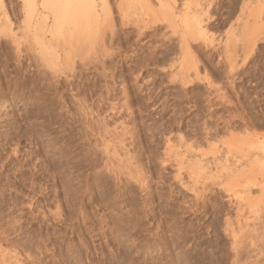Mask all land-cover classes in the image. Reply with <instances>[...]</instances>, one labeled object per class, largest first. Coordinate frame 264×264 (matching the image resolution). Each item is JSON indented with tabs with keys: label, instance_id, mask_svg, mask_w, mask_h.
I'll list each match as a JSON object with an SVG mask.
<instances>
[{
	"label": "rangeland",
	"instance_id": "obj_1",
	"mask_svg": "<svg viewBox=\"0 0 264 264\" xmlns=\"http://www.w3.org/2000/svg\"><path fill=\"white\" fill-rule=\"evenodd\" d=\"M34 1L0 0L1 260L264 264V0H177L189 61L152 0Z\"/></svg>",
	"mask_w": 264,
	"mask_h": 264
},
{
	"label": "bare ground",
	"instance_id": "obj_2",
	"mask_svg": "<svg viewBox=\"0 0 264 264\" xmlns=\"http://www.w3.org/2000/svg\"><path fill=\"white\" fill-rule=\"evenodd\" d=\"M47 1H49V0H42V3H41V5H42V7L44 6V5H46L47 4ZM64 1V0H63ZM66 1H68V5L66 6L65 4H64V6H66L65 7V9H64V11H62V12H60V13H62V15L61 16H63V15H65V17L67 18L68 17V13H71V8H70V6H72V5H70V4H72V3H70L71 1L72 2H76V4L78 3L76 0H66ZM86 1V0H85ZM89 1V0H88ZM136 1V0H135ZM134 1V2H135ZM138 2H139V0H137ZM142 2H143V4H148V5H150L149 3H144V2H150L149 0H141ZM153 2H151V3H156V4H158L159 5V7L161 8V10H162V12H163V19H164V21H167V23H169L173 28H172V30L174 29L175 31H173V33H176L177 34V30H176V28L177 27H180L182 30L181 31H179L178 32V42H179V50H180V52H179V54H180V56L182 57L181 58V60L183 59V60H187V61H189L190 59H193L195 56V51H194V45H196V42L198 43L199 41H204V43H202L201 42V44H204L205 46H207L208 45V47H209V41H208V37H207V33H209V32H207V29L205 28V26L203 25L205 22H204V17L206 16V13H208L207 11L205 12V9H201L202 8V4L204 3H202V4H200V6H201V10H196V12H193V13H195L192 17H189L190 15H192V13H190L191 11H190V8H188L189 6L187 5L186 7H182L183 9H181V10H179V7H178V2H177V0H152ZM204 1V0H203ZM62 2V1H61ZM65 2V1H64ZM64 2H62V3H64ZM81 2V1H80ZM138 2H137V4H138ZM142 2H139V3H141V5H142ZM206 2V1H205ZM30 3L32 4V6H33V8H34V10L36 9V3H37V1H34V0H30ZM198 3V2H197ZM196 3V4H197ZM75 4V6H77ZM205 4V3H204ZM48 5V4H47ZM79 5V4H78ZM81 5V4H80ZM145 5H143V6H145ZM75 6H74V8H73V13H77L78 12V14L80 15H83L84 17H86L87 15H91V7L90 6H92L90 3H88L87 1L82 5V8H81V10H79V11H75ZM96 6V5H95ZM94 6V7H95ZM134 6H135V3H134ZM151 6H152V4H151ZM199 6V5H198ZM197 5H196V7L197 8H199ZM57 7H58V5H57ZM205 7V6H204ZM207 7V6H206ZM49 8V7H48ZM96 8V7H95ZM77 9V8H76ZM62 10V9H61ZM97 10V9H96ZM194 10V11H195ZM208 10V9H207ZM33 11V10H32ZM54 11V10H53ZM97 12V11H96ZM205 12V13H204ZM36 13V12H35ZM95 13V12H94ZM73 15V14H72ZM95 15V14H94ZM97 15H98V13H97ZM96 15V16H97ZM162 15H160V16H162ZM89 16H88V18H89ZM123 16H125V15H123ZM72 17V16H71ZM208 17V16H207ZM206 17V18H207ZM87 18V19H88ZM210 18V17H209ZM124 19V18H123ZM31 20V19H30ZM58 20H59V18H58ZM99 20V19H98ZM48 20H46V22H47ZM126 21V20H125ZM124 21V22H125ZM129 21V20H128ZM128 21H126V22H128ZM156 21V20H155ZM209 21V20H208ZM30 22V21H29ZM56 22V21H55ZM78 21L76 20V22L74 21V20H72V19H63V20H59L58 22H56V24H54V26H52V28H50V32H52V30H61V29H65L64 30V32H65V36H66V29L67 30H71L72 28H75V27H77V25H76V23H77ZM82 22V21H81ZM139 22H141V20L139 21ZM142 22H144V21H142ZM141 22V23H142ZM178 22H180V23H182V25H178ZM31 24H32V22H30ZM138 23V22H137ZM140 23V25H137L136 27L139 29V28H141V29H143V28H145L146 27V25L145 24H147V23H145L144 22V24H141ZM31 24H30V26H28V28H30L31 27ZM128 24H129V22L127 23V24H124V26H126V27H128ZM133 24H134V22H133ZM153 24H157V23H153ZM143 25V26H142ZM130 26V25H129ZM133 26V25H132ZM135 26V25H134ZM147 26H148V28L149 29H147V27L144 29V31L145 30H147V32L148 31H150V26H152V25H148L147 24ZM154 26V25H153ZM35 27V26H34ZM72 27V28H71ZM135 27V28H136ZM170 27V26H169ZM80 28H82V27H80ZM36 29V28H35ZM129 29V28H128ZM75 31V30H74ZM82 31V30H81ZM81 31H80V33H81ZM136 31H138L137 29H136ZM140 31H142V30H140L139 29V32ZM29 32V31H28ZM46 32V31H45ZM76 32V31H75ZM42 30H39V31H36L35 32V36H36V39L39 41V39L41 38V36H42ZM47 33V32H46ZM45 33V34H46ZM53 33H54V31H53ZM71 33V32H70ZM73 34H74V32H72ZM71 33V34H72ZM63 34V33H62ZM68 35H69V33H67ZM138 34H140V37H144V35H145V32H140V33H138ZM147 34V33H146ZM175 34V36L177 37V35ZM210 36V35H209ZM61 37H63V36H61ZM146 37V36H145ZM64 38V37H63ZM70 38H72V37H70ZM207 38V39H206ZM28 39V38H27ZM210 40V39H209ZM45 41V40H44ZM68 41V40H67ZM211 41H212V38H211ZM40 42V41H39ZM41 42H42V39H41ZM207 42V43H206ZM200 43V42H199ZM45 44H46V42H45ZM68 44V43H67ZM194 44V45H193ZM210 44H211V42H210ZM227 44H229V43H227ZM38 45V44H37ZM213 45V44H212ZM212 45H210V46H212ZM230 45V44H229ZM28 46V45H27ZM41 46V45H40ZM193 46V47H192ZM226 46V45H225ZM228 46V45H227ZM68 47V46H67ZM196 47H197V45H196ZM199 47V46H198ZM231 46H229V48H230ZM43 48V47H42ZM224 48V47H223ZM30 49V48H29ZM231 49V48H230ZM19 50V49H18ZM47 50V49H46ZM225 50V49H224ZM228 50V49H227ZM44 51V50H43ZM42 51V52H43ZM65 51V50H64ZM194 51V52H193ZM230 51V50H229ZM232 51V50H231ZM34 52V51H33ZM47 52V51H46ZM178 52V51H177ZM197 52V51H196ZM220 52H222V51H220ZM49 53V52H48ZM47 53V54H48ZM228 53V52H227ZM230 53V52H229ZM230 55V54H229ZM18 56H19V54H18ZM36 56V55H35ZM66 56V55H65ZM226 56H227V54H226ZM22 58V57H21ZM38 58V57H37ZM64 58V57H63ZM67 58V57H66ZM195 59H196V57H195ZM41 60V59H40ZM180 60V59H179ZM194 60V59H193ZM192 60V61H193ZM69 61V60H68ZM192 61H191V64H192ZM36 62V61H35ZM184 62V61H183ZM182 62V63H183ZM187 63V62H186ZM189 64H190V62H188ZM187 63V64H188ZM194 63V62H193ZM37 64V63H36ZM73 64V63H72ZM185 64V63H184ZM190 64V65H191ZM179 65V64H178ZM193 65V64H192ZM195 65V64H194ZM192 66V67H188V66H186V64L184 65V66H182L181 64L179 65V66H181V68H180V70H178V74L177 75H172V80H174V82H182V84L184 83V84H189V83H191V78L193 77L192 76V74H194V71H195V73L196 74H198L199 73V71L197 72L196 70H198V69H196V70H194L195 68H196V65L195 66ZM186 66V67H185ZM73 67V66H72ZM178 67V66H177ZM50 68V67H49ZM171 69V68H170ZM172 69H173V66H172ZM171 69V70H172ZM200 69V68H199ZM175 70V69H174ZM170 71V70H169ZM52 72V71H51ZM53 72H54V70H53ZM56 75V74H55ZM57 76V75H56ZM174 76V77H173ZM195 77V79L196 78H198V75H197V77H196V75L194 76ZM66 78V77H65ZM194 79V78H193ZM198 80V79H197ZM200 80V79H199ZM194 81V80H193ZM172 82V81H171ZM194 83V82H193ZM183 84V85H184ZM192 85V84H191ZM261 153H264V150H261ZM264 159V158H263ZM261 162H263V161H261ZM260 163V162H259ZM258 163V164H259ZM257 164V165H258ZM257 165H256V168H257ZM260 165V167L261 168H263V175H264V164H262V163H260L259 164ZM262 176V175H261ZM12 243V242H11ZM10 243V244H11ZM1 250V249H0ZM0 254H2V252L0 251ZM17 254L15 253V256H16ZM3 257H5V256H3ZM17 257V256H16ZM16 257H15V260H10V258H9V260L10 261H8V260H5V259H3V260H1V258H0V264H16L17 263V259H16ZM6 258V257H5ZM12 259V258H11ZM24 260V259H23Z\"/></svg>",
	"mask_w": 264,
	"mask_h": 264
}]
</instances>
